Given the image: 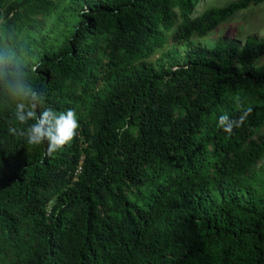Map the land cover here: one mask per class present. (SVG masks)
I'll list each match as a JSON object with an SVG mask.
<instances>
[{
    "label": "trees",
    "instance_id": "trees-1",
    "mask_svg": "<svg viewBox=\"0 0 264 264\" xmlns=\"http://www.w3.org/2000/svg\"><path fill=\"white\" fill-rule=\"evenodd\" d=\"M198 1L0 0L39 111L79 123L49 157L0 111V264H264V43L190 42L264 0Z\"/></svg>",
    "mask_w": 264,
    "mask_h": 264
},
{
    "label": "clouds",
    "instance_id": "clouds-1",
    "mask_svg": "<svg viewBox=\"0 0 264 264\" xmlns=\"http://www.w3.org/2000/svg\"><path fill=\"white\" fill-rule=\"evenodd\" d=\"M0 23H3L0 20ZM39 65L30 62V50L12 30L0 31V111L10 114L8 132L24 138L28 145L46 143V154H54L70 145L77 136L79 123L75 110L57 113L51 108L39 111L44 102L43 91L34 83ZM240 115L223 114L217 127L231 136L252 113L238 102Z\"/></svg>",
    "mask_w": 264,
    "mask_h": 264
},
{
    "label": "rangeland",
    "instance_id": "rangeland-1",
    "mask_svg": "<svg viewBox=\"0 0 264 264\" xmlns=\"http://www.w3.org/2000/svg\"><path fill=\"white\" fill-rule=\"evenodd\" d=\"M234 0H199L195 5L194 14H199L205 9L222 6ZM253 38L257 42L264 43V2L249 5L243 10L233 13L225 21L213 28L207 35L202 37L191 36L190 42L204 48H211L214 43L235 44L241 46L245 38ZM174 48L179 54L185 51L184 46L171 45L166 42L161 48L146 59L154 65L158 58L166 60V50ZM258 63L264 65V54L258 58Z\"/></svg>",
    "mask_w": 264,
    "mask_h": 264
},
{
    "label": "built area",
    "instance_id": "built-area-1",
    "mask_svg": "<svg viewBox=\"0 0 264 264\" xmlns=\"http://www.w3.org/2000/svg\"><path fill=\"white\" fill-rule=\"evenodd\" d=\"M76 171H78V169H76Z\"/></svg>",
    "mask_w": 264,
    "mask_h": 264
}]
</instances>
